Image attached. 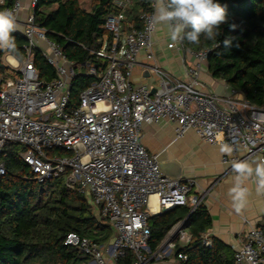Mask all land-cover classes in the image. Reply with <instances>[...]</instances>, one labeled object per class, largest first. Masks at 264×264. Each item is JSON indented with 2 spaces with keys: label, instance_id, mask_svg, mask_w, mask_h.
I'll return each instance as SVG.
<instances>
[{
  "label": "built area",
  "instance_id": "obj_1",
  "mask_svg": "<svg viewBox=\"0 0 264 264\" xmlns=\"http://www.w3.org/2000/svg\"><path fill=\"white\" fill-rule=\"evenodd\" d=\"M37 2L0 0V11L16 16L14 33L27 41L25 59L13 64L5 55L6 71L0 73V178L6 174L5 149L19 145L26 150L20 156L38 183L63 177L69 190L92 201L97 217L110 224L114 239L100 245L68 234L63 245L81 254L83 264L187 261L185 256L176 257V250L191 243L189 219L179 222L155 251L150 247L148 220L175 208L194 211L201 204V198L192 192L197 182L166 179L159 166L160 154H149L142 145V127L169 122L178 139L193 131L211 146L228 143L234 150L221 159L222 164L241 160L240 151L246 159L260 160L264 159V107L249 104L234 90L227 98L206 90L200 74L211 50L187 51L182 40L175 42L193 59L185 81L161 68L154 53L157 26L151 23L153 6L151 13L140 12L141 25L135 27L126 22L125 15L133 2H114L118 12L107 17V34L98 40L96 49L88 50L101 62L97 68L64 56L48 31L36 24ZM20 27L23 35L18 32ZM35 52L54 68L53 81L39 79ZM142 55L150 64L139 63ZM138 67L154 76V86L132 82ZM78 75L96 80L80 95L79 107L69 110ZM51 152L54 154L49 155ZM212 243L208 233L203 236L204 248H211ZM233 254L234 264H264V229L250 228Z\"/></svg>",
  "mask_w": 264,
  "mask_h": 264
},
{
  "label": "trees",
  "instance_id": "obj_2",
  "mask_svg": "<svg viewBox=\"0 0 264 264\" xmlns=\"http://www.w3.org/2000/svg\"><path fill=\"white\" fill-rule=\"evenodd\" d=\"M92 1L91 9L85 10L78 0H38L35 17L36 24L48 31L49 39L68 60L100 68L101 62L88 50L96 49L98 40L107 34L106 19L118 12L114 2L119 0ZM131 1L133 5L125 12L126 22L140 27V12L151 13L154 0ZM218 2L226 5L227 20L219 26L217 38L205 40L201 36L198 45L185 38L183 47L194 52L211 50L207 61L211 77L241 94L249 104L263 108L264 0ZM12 35L24 60L27 41L14 32ZM225 39L231 41L227 47ZM5 55L0 50V66ZM34 68L41 81L56 78L54 68L39 52L34 53ZM5 71L0 69L1 74ZM95 80L96 77L78 75L71 89L69 110L79 107L80 95ZM25 151L19 145H10L2 155L6 174L0 178V264H83L81 254L63 245L66 236L75 233L104 245L114 239L110 224L97 217L89 198L77 190H69L63 177L38 183L20 156ZM186 218L192 240L188 246L177 247L176 257L187 258L180 264H234L233 252L222 243L213 240L211 248H204L202 238L210 230L212 219L201 204L194 211L181 207L150 218L151 250L155 251Z\"/></svg>",
  "mask_w": 264,
  "mask_h": 264
},
{
  "label": "crops",
  "instance_id": "obj_3",
  "mask_svg": "<svg viewBox=\"0 0 264 264\" xmlns=\"http://www.w3.org/2000/svg\"><path fill=\"white\" fill-rule=\"evenodd\" d=\"M166 32H168L166 27L157 25L154 37L157 63L175 79L185 81L186 70L192 65L193 59L179 50ZM139 63L150 64L146 55L139 57ZM200 78L209 92L221 98L230 96L231 89L224 82L213 79L208 73L207 66L203 68ZM132 82L135 85L156 84L154 76L142 67H138L133 72ZM141 134L142 145L149 154H160V162L178 161L182 166L181 179L197 182L192 192L201 198V205L211 216L212 226L208 234L212 240L222 243L234 252L246 240L250 228L264 229V194L256 193L254 178L247 183L250 195L243 212L237 214L232 208L228 192L232 186L234 173L231 164L221 163L224 156H230L221 153L219 145L211 146L204 143L193 131H189L184 138L178 139L174 125L169 122L144 125ZM239 155L241 160L246 159L243 151H240ZM154 202L155 200L152 199V203ZM165 264H180V262L173 258Z\"/></svg>",
  "mask_w": 264,
  "mask_h": 264
},
{
  "label": "clouds",
  "instance_id": "obj_4",
  "mask_svg": "<svg viewBox=\"0 0 264 264\" xmlns=\"http://www.w3.org/2000/svg\"><path fill=\"white\" fill-rule=\"evenodd\" d=\"M154 14L151 19L153 27H166L173 42L187 39L191 44L198 45L201 36L205 40H215L219 26L226 22V5L218 0H154ZM191 31H185L186 28ZM17 30L16 16L11 11H0V50L7 53L10 63H18L22 57L19 54L15 38L12 33ZM231 41L225 39L224 45ZM233 147L222 143L220 152L231 156ZM231 170L234 173L232 186L228 195L232 201V208L237 214L245 209L250 189L247 183L254 178L255 191L264 194V159L233 160Z\"/></svg>",
  "mask_w": 264,
  "mask_h": 264
},
{
  "label": "water",
  "instance_id": "obj_5",
  "mask_svg": "<svg viewBox=\"0 0 264 264\" xmlns=\"http://www.w3.org/2000/svg\"><path fill=\"white\" fill-rule=\"evenodd\" d=\"M5 68L2 64L0 69ZM148 76V75H147ZM163 176L171 181H178L182 178V166L176 160L163 161L159 164Z\"/></svg>",
  "mask_w": 264,
  "mask_h": 264
},
{
  "label": "rangeland",
  "instance_id": "obj_6",
  "mask_svg": "<svg viewBox=\"0 0 264 264\" xmlns=\"http://www.w3.org/2000/svg\"><path fill=\"white\" fill-rule=\"evenodd\" d=\"M78 1L80 2V4H81V6H82L83 9H85V10H90V9H91L92 2H93L92 0H78ZM166 31H167V29H166ZM18 32H19L21 35L24 34V30H23L21 27L18 29ZM166 33L168 34V32H166ZM40 47H41L42 50H44L46 53H48V54L50 53L45 45H42V46H40ZM5 57H6V56H4V58H3V62H4ZM9 146H10V145H9ZM20 147H21V146H20Z\"/></svg>",
  "mask_w": 264,
  "mask_h": 264
},
{
  "label": "bare ground",
  "instance_id": "obj_7",
  "mask_svg": "<svg viewBox=\"0 0 264 264\" xmlns=\"http://www.w3.org/2000/svg\"><path fill=\"white\" fill-rule=\"evenodd\" d=\"M13 64H15V63H13Z\"/></svg>",
  "mask_w": 264,
  "mask_h": 264
}]
</instances>
